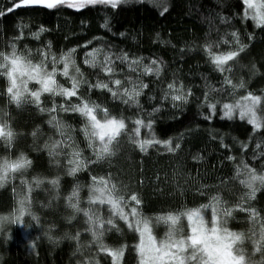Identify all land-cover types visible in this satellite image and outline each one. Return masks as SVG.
Here are the masks:
<instances>
[{
  "label": "trees",
  "instance_id": "16d2710c",
  "mask_svg": "<svg viewBox=\"0 0 264 264\" xmlns=\"http://www.w3.org/2000/svg\"><path fill=\"white\" fill-rule=\"evenodd\" d=\"M158 3L160 0H125L116 9L101 4L85 5L79 9L59 5L51 10L29 6L0 17V51H8L7 46L13 42L21 49L27 46L33 54L38 49L46 50L50 44V52L57 57L61 52L75 49L77 66L81 67L90 83L99 78L111 87H117L111 85L99 67L93 69L83 64L85 52L93 47H100L98 59L101 61L108 52H126L130 59L141 57L143 64L157 60L161 64L159 77L155 73L130 71L126 64L114 61L117 74L113 78H120L124 86L148 84L138 97L139 109L137 105H125L122 100L113 99L106 89L89 91L87 85H82L78 91L80 96H88L102 108L109 109L110 114L123 115L129 131L137 117L145 122L151 118L156 139H171L173 148L176 143L181 145L171 153L163 145L141 153L123 136L115 155L70 176L65 156H61V163L56 165L43 147L46 140H61L58 147L65 152L71 151L54 126L47 123L49 114L39 112L31 104L20 108L7 104L2 94L5 81L0 78V109L10 113L11 126L18 133L13 149L6 152L0 143V158L8 156L14 159L23 152L31 160L25 173L27 183L22 184L17 176L0 187V216H11L18 207L16 201L27 196L31 210L39 218L37 223L26 213L21 218L22 223H7L0 229V264H89V261L91 264L97 261L99 264H112L111 257L98 252L91 242V234L86 231V217L69 206V197L77 184L81 186L80 206H88L86 185L90 183L91 175H111L119 184L127 185L129 192L137 191L143 201L141 210L149 216L182 204L196 206L206 202L209 195L218 193L234 208L236 219L230 220L228 227L247 233L251 226L247 219L249 214L235 208L247 189L239 183L243 177L238 176L235 169L243 159L258 173L264 171V155H261L264 143L260 148L256 147L258 141H264V135L259 131L254 133L251 125L246 120L241 121L238 114L232 119L223 117L219 105L212 119H205L208 109L203 101L205 92L212 101L228 102L232 99L226 94L212 92L213 88L221 87L224 75H231L234 82H239L242 77L245 90L264 95V26L256 27L250 17L243 16L242 0H164L167 11L162 6L158 7ZM8 5L9 0H0V10ZM106 18L107 28L103 27ZM41 27L45 30L38 37L31 35ZM232 31L238 33L240 42L247 47L239 54L234 71L222 74L211 64L203 45L216 41L220 48L213 47V51L235 50L236 44L230 35ZM221 37L230 43L225 45ZM86 41L92 43L86 46ZM253 63L256 65L254 72L250 71ZM134 67L142 68V65ZM128 76H132L133 84L127 83ZM58 79L65 86H70L63 77ZM168 83L183 85L185 94L191 89L188 102H177L181 106L176 108L170 96L167 100L162 99ZM245 90H238L237 94L243 95ZM42 101L44 106H51L52 101L47 94L42 95ZM59 102L60 98H57ZM70 102H77V97L71 98ZM153 108H158V111L149 116ZM59 115L74 129L73 135L84 156L94 159L85 147L79 114ZM34 130L37 131L35 138L32 135ZM145 137L152 138L149 130L142 126L140 138ZM222 142L227 147H222ZM243 143L249 147L243 148ZM229 155L233 157L232 161L227 159ZM33 176L47 179L58 176L59 188L53 189L47 179L36 188ZM244 207H252L259 213L255 225L258 230L264 219V188L257 191L251 200L245 197ZM93 208H102L100 215L107 220L109 212L106 205ZM113 219L114 227L106 232L105 243L111 247L125 246L120 264H138L133 247L136 235L118 217ZM163 232V226L157 229V234L162 235ZM245 247L250 250L251 242L246 241ZM259 258L257 254L256 259Z\"/></svg>",
  "mask_w": 264,
  "mask_h": 264
},
{
  "label": "snow or ice",
  "instance_id": "6c2138e0",
  "mask_svg": "<svg viewBox=\"0 0 264 264\" xmlns=\"http://www.w3.org/2000/svg\"><path fill=\"white\" fill-rule=\"evenodd\" d=\"M125 3V0H9V5L0 10V17L21 7L43 6L49 10L57 8L59 5H67L69 8H83L85 5H110L116 9L118 5ZM244 6L243 16L250 17L256 27L264 26V0H242ZM162 6L167 11V4L160 0L158 7ZM163 15V12H161ZM221 20L224 17H220ZM19 28V26H17ZM26 27V25L24 26ZM103 27H108V19L104 21ZM45 29L41 27L38 32L31 35L38 37ZM123 35V33H121ZM159 37V33L156 34ZM231 37L235 41V50L213 51V47L220 48V43L210 41L203 45L211 64L219 73H232L239 54L245 50L246 44L240 42L238 33L232 31ZM251 38V37H250ZM223 43L228 45L229 40L223 39ZM86 41L85 45L91 44ZM163 43V41H161ZM8 51H0V78L5 81L2 94L6 97L7 104L20 108L23 105L31 104L41 113H48L47 123L54 126L55 131L63 138V143L71 149L65 152L58 146L61 140L50 142L46 140L43 147L48 150V155L56 165L61 163L60 157L67 159L68 175L74 176L88 165L104 161L115 155L120 139L126 136L128 141L138 148L141 153H146L150 148L163 145L168 152H175L181 147L176 143L175 148L171 146V139H156L152 133L153 119L149 118L145 122L137 117L134 127L129 131L126 126V118L123 115L110 114L109 109L102 108L88 96H80L79 89L82 85H87L89 91L92 89L107 90L115 100H122L125 105H137L139 109L138 97L148 84L141 83L139 86L126 87L120 78H113L116 73L114 61L126 64L133 72L155 73L157 77L161 75V64L152 59L150 64H143L141 57H132L128 53L115 54L108 52L104 54L103 60H99L100 47H93L85 52L83 64L89 65L93 69L100 68L110 80L109 83L97 79L95 83H90L84 77L81 67L77 66L74 58L75 49L70 48L67 52H61L59 56L50 52V44L44 51L37 50L35 54L25 46L18 48L13 42L7 46ZM141 67H134L140 66ZM151 65V66H150ZM240 67H246L240 65ZM256 65H251L250 71H255ZM58 77H63L70 86H65ZM128 84H133L132 76L126 78ZM245 81L241 77L239 82H234L231 75H224L221 87L213 88L212 92L226 94L232 99L222 102L217 99L209 100L208 93L205 92L203 101L208 109L205 119H212V114L216 112L217 105L223 117L232 119L238 114L241 121L246 120L255 133L259 131L264 135V95L254 94L247 91ZM238 90H245V94L238 95ZM47 94L51 98V106L43 105L42 95ZM191 89L185 94L183 85L177 86L168 83L163 92L162 99L167 100L170 96L173 106L179 108L181 103H187ZM77 97V102L72 103L71 98ZM57 98L60 102L57 103ZM181 102V103H177ZM158 111L153 108L149 113ZM0 143L5 151L14 148V142L18 133L11 126L10 113L0 109ZM59 113L79 114L82 118L81 130L85 139V147L90 150L91 157H85L83 149L73 135L74 129L67 124ZM149 130L152 138H140L141 127ZM33 137L37 136V131H33ZM264 141H258L256 147L260 148ZM222 147L227 145L221 143ZM243 148H248L247 143L242 144ZM261 155H264L262 153ZM255 158V157H254ZM229 161L233 157H227ZM31 165V160L20 152L14 159L5 156L0 158V187H3L9 180L19 176L21 183L25 184V173ZM239 183L247 191L241 196L240 202L235 205L236 209L248 213L247 219L251 222L247 233L235 231L228 227L230 220H235L234 208L229 206L217 194L209 195L207 201L196 206L182 204L175 209H170L153 216L145 215L142 208V197L137 191L129 192L127 185L116 182L111 175H91L90 183L86 185L88 194L86 203L88 206H80V185L73 187L69 197V206L75 212H82L86 217V231L91 234V242L95 244L98 252L107 253L112 264H120L124 255L125 246L111 247L105 243L106 232L114 227V219L118 217L127 226L128 230L136 235L134 251L137 255L138 264H264V219L261 220L259 229H256V218L259 213L252 207H244V200L247 197L251 200L257 191L264 188V171L257 172L255 168L249 167L247 163L240 160L235 169ZM47 178L32 177L35 187L39 188ZM47 183L53 189L59 188V177L55 176L47 179ZM31 189V184L28 185ZM206 187V186H201ZM199 191V189H198ZM74 198V200H73ZM16 203L18 207L11 216H0V229L7 223L13 225L22 223L21 218L27 213L33 221L39 223V218L31 210V204L27 196H22ZM107 206L109 217L105 220L100 215V210H95L93 206ZM71 219V217H69ZM30 226V225H27ZM107 226V227H106ZM163 226L162 235L157 234V229ZM116 231H120L116 228ZM45 235H48L45 232ZM49 239H52L49 236ZM77 239V251L80 250L79 239ZM246 241L251 242V249L245 247ZM257 254L259 259H256ZM91 264V261H89ZM99 264V261L96 262Z\"/></svg>",
  "mask_w": 264,
  "mask_h": 264
},
{
  "label": "rangeland",
  "instance_id": "374dc122",
  "mask_svg": "<svg viewBox=\"0 0 264 264\" xmlns=\"http://www.w3.org/2000/svg\"><path fill=\"white\" fill-rule=\"evenodd\" d=\"M39 7H43V6H39Z\"/></svg>",
  "mask_w": 264,
  "mask_h": 264
}]
</instances>
